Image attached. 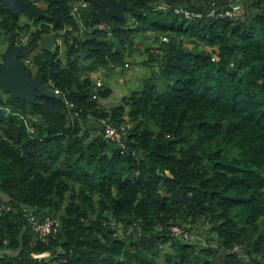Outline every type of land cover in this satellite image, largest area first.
Instances as JSON below:
<instances>
[{"label": "trees", "instance_id": "trees-1", "mask_svg": "<svg viewBox=\"0 0 264 264\" xmlns=\"http://www.w3.org/2000/svg\"><path fill=\"white\" fill-rule=\"evenodd\" d=\"M23 1L38 11L29 22L0 1V44L10 32L24 36L29 59L16 61L74 107L35 89L0 98L25 119L0 115V264H150L166 241L161 264H264V0H175L200 11L193 19L161 0H120L128 15L108 13L102 27L89 1L79 9L82 37L74 0ZM228 3L239 11L205 15ZM52 32L60 47L40 46ZM146 33L151 80L107 108L90 98L108 94L94 87L96 67ZM87 115L128 121L133 154L102 138L96 120L81 125ZM21 206L57 219L56 230L37 238ZM198 223L215 244L190 239Z\"/></svg>", "mask_w": 264, "mask_h": 264}, {"label": "rangeland", "instance_id": "rangeland-1", "mask_svg": "<svg viewBox=\"0 0 264 264\" xmlns=\"http://www.w3.org/2000/svg\"><path fill=\"white\" fill-rule=\"evenodd\" d=\"M240 1L241 0L234 1V3L238 4L241 7V5L239 4ZM103 2V4L97 6L96 11L94 12V19L98 22L97 26H104L108 13H123L125 15H128L129 10L125 9L124 13V8L120 3V0H103ZM238 11L239 10L237 8V11L235 13H237ZM27 15L19 14V20L29 22L31 20L30 15H32V13ZM84 27L85 26L83 24V28ZM147 34L151 35L150 33H146L138 36L137 38H132L130 47L124 46L122 48L118 61H107L104 64L97 66L96 70L94 71V74H90V77L92 79H94L95 76H99L103 83L102 86L108 90V94L105 97L100 98L96 96L95 98L105 108L117 103L119 99L122 96L127 95L129 91L139 88L143 82L151 80L150 74L152 71L153 74H156V66L152 64L150 60H148V58H150V55L148 56V51L145 49V47H149L148 45L152 42L151 38ZM156 36L159 37V35ZM21 39H24V37L22 36ZM56 44L57 43L54 42L51 44V46ZM58 45L60 47V43ZM0 46V49H3L5 43L0 44ZM28 59L29 57L27 56L25 61L27 62ZM76 59L78 61L79 73H87V70L85 69V63L89 59L83 53H78ZM163 84V79L155 80L156 89H159ZM1 115L4 116V114ZM89 117L90 116H88L84 121L80 122L81 125L94 123L93 118ZM109 144L114 146L113 143L109 142ZM203 229L204 226L201 223H198L195 227L194 232H192V229L190 230V239L195 241V243H197L198 245H203L205 243L215 244V235H211L210 233H208V231H204ZM113 230L116 233L119 232L120 226L116 225ZM170 251L171 249L169 247V243L167 241L162 243L157 249V251L154 253L153 259L155 261L150 264H161L163 254L170 253Z\"/></svg>", "mask_w": 264, "mask_h": 264}, {"label": "built area", "instance_id": "built-area-1", "mask_svg": "<svg viewBox=\"0 0 264 264\" xmlns=\"http://www.w3.org/2000/svg\"><path fill=\"white\" fill-rule=\"evenodd\" d=\"M175 0H161L157 3V7L164 8V6L169 5L174 12H177L182 15L184 18H198L201 16L200 11L196 10H190L186 5H174ZM88 3V0H74L73 3L70 6V13L73 14L75 17V20L78 22V27L75 33L82 37V31H83V24L79 21V9L81 7H84ZM170 3V4H169ZM227 5H230V8H222L217 11H214L212 8H209L205 11V15H209L212 17H221V16H232L237 11L238 6L232 5L228 3ZM237 6V8H236ZM65 28V27H64ZM66 28L70 29V26H67ZM162 40H166L165 36H161ZM70 41V39H69ZM54 42L57 44L60 43V36L55 35ZM105 57V55H103ZM214 56L211 54V59H213ZM125 64V63H124ZM94 87L102 85V81L99 76H95L93 79ZM43 86H45L43 83H41ZM46 87V86H45ZM49 92V95H61L62 96V102L63 104L68 107L69 109L74 107V104L71 100L67 99L58 88H46ZM96 94L92 92L90 94V98L95 99ZM69 111V110H68ZM80 110L79 108H76L75 111H69V116L73 118L76 116V113H78ZM91 117V115H88ZM93 120H96L100 124L99 133L101 134L102 138L106 139L107 141L112 142L115 147L119 150V152H122L123 150H128L133 154L134 149L129 148L126 144V132L130 128V123L128 121L124 122H117L116 124L108 122L106 119L102 117L93 118ZM95 122V121H94ZM87 137H92L95 135V131L87 128ZM3 198V197H1ZM4 206L3 203L0 202V210ZM6 207V206H4ZM22 210H25V207H21ZM27 220L31 227V229L34 231L35 236L39 238L40 240L45 239L47 233L54 232L56 230V226L58 225L57 219L53 218L50 215H42V216H36L33 213H27ZM169 231L171 234H176L178 232V227L175 224L169 225ZM182 237H185L187 235L186 232H182Z\"/></svg>", "mask_w": 264, "mask_h": 264}, {"label": "water", "instance_id": "water-1", "mask_svg": "<svg viewBox=\"0 0 264 264\" xmlns=\"http://www.w3.org/2000/svg\"><path fill=\"white\" fill-rule=\"evenodd\" d=\"M8 9L11 11L22 10L29 13H38V11L27 2L22 0H0ZM99 6L103 4V0H88V2ZM55 33L43 35L39 38L38 44L40 46L49 47L53 42ZM9 41L2 52L3 63L0 65V86L4 90H9L12 96H19L26 98L33 89L44 95H49L48 90L42 86L40 78L37 75L29 76L27 71L22 69L21 63L16 61L14 53L19 51L20 54H24L25 46H14L12 45V36H8Z\"/></svg>", "mask_w": 264, "mask_h": 264}, {"label": "flooded vegetation", "instance_id": "flooded-vegetation-1", "mask_svg": "<svg viewBox=\"0 0 264 264\" xmlns=\"http://www.w3.org/2000/svg\"><path fill=\"white\" fill-rule=\"evenodd\" d=\"M23 1V0H22ZM26 2V1H25ZM27 4H28V2H27ZM29 5V4H28ZM32 6V5H31ZM33 14H36V13H33ZM52 33H54V32H52ZM12 35V44L14 45V46H18V45H21V46H25V50H23L24 51V54H21V56L22 57H24V60H26V57L28 56L27 55V51L29 50V48H30V50H31V47L30 46H28V43L25 41V37H24V39H21L22 37H18V39H17V34H15L14 32L13 33H8L7 35H6V37H7V41H6V43H5V46H4V48L2 49V51L0 52V65L3 63V58H2V52H3V50L5 49V47L7 46V44H8V41H9V38H8V36L9 35ZM44 35H46V34H44ZM55 35H57V36H60V33L59 34H55ZM43 36V35H42ZM21 41V43H19L18 41ZM23 40V41H22ZM23 43H25V44H23ZM52 43H54V39H53V42ZM51 43V44H52ZM51 44H50V46L49 47H51ZM56 45H58V44H56ZM16 53H19L20 54V52L19 51H16L15 53H14V57H15V54ZM29 53V52H28ZM20 63H21V67H22V69H24L23 68V63H22V61H19ZM25 70V69H24ZM27 75H29V76H34L35 74H29L28 73V71H27ZM40 82L42 83V81H41V79H40Z\"/></svg>", "mask_w": 264, "mask_h": 264}, {"label": "crops", "instance_id": "crops-1", "mask_svg": "<svg viewBox=\"0 0 264 264\" xmlns=\"http://www.w3.org/2000/svg\"><path fill=\"white\" fill-rule=\"evenodd\" d=\"M6 1H8V0H6ZM12 36V35H11ZM13 45V44H12ZM43 86V85H42ZM43 87H45V86H43ZM45 88H47V87H45ZM8 92H9V94L11 95V93H10V91L9 90H4V88L3 87H1L0 86V98L1 99H4L5 97H6V95L8 94ZM1 114H4V116H8L9 118H11V120H15V121H17V120H19V119H22V120H25L20 114H18L16 111H10V110H8V108L7 107H2V106H0V115ZM69 114V113H68Z\"/></svg>", "mask_w": 264, "mask_h": 264}, {"label": "clouds", "instance_id": "clouds-1", "mask_svg": "<svg viewBox=\"0 0 264 264\" xmlns=\"http://www.w3.org/2000/svg\"><path fill=\"white\" fill-rule=\"evenodd\" d=\"M2 197V196H1ZM22 207V206H21ZM21 207H20V209H21ZM25 207V210H22L21 209V211H23V212H25V215H26V217H27V213H33V214H35L32 210H30L28 207H26V206H24ZM36 216H37V214H35ZM28 221V220H27ZM35 234V233H34Z\"/></svg>", "mask_w": 264, "mask_h": 264}]
</instances>
